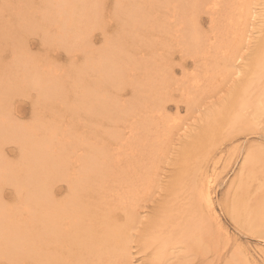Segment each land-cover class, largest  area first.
Listing matches in <instances>:
<instances>
[{"label":"bare ground","instance_id":"6f19581e","mask_svg":"<svg viewBox=\"0 0 264 264\" xmlns=\"http://www.w3.org/2000/svg\"><path fill=\"white\" fill-rule=\"evenodd\" d=\"M153 19L166 23L161 52L132 44ZM174 51L197 116L151 199L176 125L161 112ZM142 92L149 108L130 101ZM24 98L22 122L11 109ZM263 118L264 0H0V264L253 263L220 223L204 165L264 133ZM235 149L218 206L264 240V145Z\"/></svg>","mask_w":264,"mask_h":264},{"label":"rangeland","instance_id":"374dc122","mask_svg":"<svg viewBox=\"0 0 264 264\" xmlns=\"http://www.w3.org/2000/svg\"><path fill=\"white\" fill-rule=\"evenodd\" d=\"M114 0H112V3ZM105 8H113V4H108L105 5ZM109 19V18H108ZM107 19V20H108ZM106 20V21H107ZM153 22H146L144 25L141 26L142 31H138V26L134 29L135 34V39L132 42V44H139L140 47L144 48L146 47L148 50H156L158 47H162L163 50H165L166 44L168 43V40L166 37L163 39V43L161 44L160 38L163 36L164 37V31L166 29V23L163 22L161 19L159 20H151ZM109 31L111 32V27L108 28ZM99 31L95 32H101L100 29ZM141 32H143L141 34ZM141 34V35H138ZM36 36L33 35L30 39L32 42V51L37 49L36 43H35V38ZM35 39V40H34ZM96 45L100 42L95 41ZM149 46L150 49H149ZM176 47L173 46L172 44L169 45V50L172 51ZM135 49V48H133ZM146 49V50H147ZM156 52H161V50H156ZM172 61L171 63L174 65V71L173 74L169 76V81L166 94L163 99V106L161 108V112L163 113L164 117L168 118L169 123L171 124H176L173 128L172 131L169 133L168 137L165 138V142L161 145V152H162V159L159 163L161 170L159 172V179L156 177V184L152 188V193H151V199L156 198L159 194L162 193L161 186L164 183L166 185L167 181V174L172 171L174 168V165H171L175 160L177 161V156L176 155V150L179 149L181 140L183 138V135L189 130L188 128L194 124L195 118L197 116L196 111H191L186 109L185 105V98L181 97V93L186 90V84H182L179 82V80L182 78V72L179 70L178 67V55L174 51L171 53ZM188 71H190L188 69ZM215 84V83H214ZM156 89H153L152 93L155 95ZM145 93H141L138 95L133 100H137L139 102V107L144 108L147 106L149 108V100L147 98V95ZM217 96H214V100L216 99ZM19 100V99H17ZM25 101V102H24ZM24 101H18L16 104L14 103L13 109H11V113L14 116L21 115L23 117H20L22 119V122H25L29 120V114H30V105L27 102V99L24 98ZM209 101V100H207ZM178 105V107H176ZM29 108V109H28ZM25 115V116H24ZM80 118L84 119L85 114L82 113ZM89 118V117H87ZM263 120L261 124H264V118L260 119ZM64 122V121H62ZM115 123L116 121H110V123H103V126L101 127V133H106L105 126H112V128H115ZM85 125V122L83 123ZM153 125H149V127L152 128ZM264 130V129H263ZM78 133H80L82 130L77 129ZM249 139V142H246V140ZM262 141L264 145V133L262 134H251L249 136H244L243 134H240L238 138L234 139L233 142L227 143L222 147L221 152L218 153V156L221 155V158L219 159L218 163L215 164L214 168L208 164V166H205V169L208 173V175L214 178V184H215V192L212 193L213 200L215 201V206H216V213L220 215V223L225 226L228 235L231 236V239H234L236 243H239L242 246L243 252H246L247 256L250 257L254 262L249 263V264H264V240L253 237V236H248L246 234L240 233L237 228L234 226V224L230 221V219L227 217L226 214H224L218 206V201L222 198L224 195L223 193L226 192V188L228 186V183L231 181V179L234 177L239 164L241 163V155H242V150L235 149L240 144H257L259 141ZM243 145H241L242 147ZM9 149L7 150V153L9 154V158L12 159L15 157V154L13 151H10V146H7ZM238 150V151H237ZM10 152V153H9ZM160 152V153H161ZM193 148L190 150V157H192L193 154ZM13 154V155H12ZM11 155V156H10ZM216 158V159H217ZM109 162L112 161V159H108ZM170 160V161H169ZM226 162V163H225ZM170 163V164H169ZM213 174V175H212ZM163 181V182H162ZM3 189V188H2ZM9 189L6 188L5 190V195L7 193V197H9ZM159 193V194H158ZM147 204H150L152 201L150 198H148ZM6 201V198L4 199ZM151 201V202H150ZM144 204V199L143 202ZM230 254V253H229ZM137 256V257H136ZM133 259L131 264H140L138 263L137 259L138 255H136ZM218 262V261H217ZM220 262V261H219ZM216 264V260L213 261L212 264ZM219 264V263H218Z\"/></svg>","mask_w":264,"mask_h":264}]
</instances>
